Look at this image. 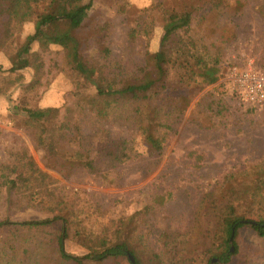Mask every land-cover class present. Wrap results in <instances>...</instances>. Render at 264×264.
I'll return each instance as SVG.
<instances>
[{
    "label": "trees",
    "instance_id": "16d2710c",
    "mask_svg": "<svg viewBox=\"0 0 264 264\" xmlns=\"http://www.w3.org/2000/svg\"><path fill=\"white\" fill-rule=\"evenodd\" d=\"M171 1V5L162 3L155 8L161 14L163 31L159 49L147 52L144 65L124 76L103 41H98L95 59L81 49L78 32L93 10V0H0V53L14 45V31L34 23V33L9 56L10 73L29 69L39 73L43 65H35L38 54L33 52V46L46 51L58 45L65 48L66 65L77 77L76 101L68 114L60 108H16L24 115V128L43 142L49 169L68 177L78 171L111 177L135 156V147L129 140L115 138L105 129H100L94 146L86 149L80 124L73 117L75 111L78 117L90 114L100 123L129 119L151 154H160L174 130V121L185 114L191 97L219 82V59L200 40L204 33L197 31L196 22H207L224 12H241L243 3ZM126 8L127 4L122 11ZM183 28L187 29L180 33ZM28 89L34 90V86ZM6 169L14 176L11 189L26 197L30 207L52 218L0 223V229L8 228L11 240L17 242L6 243L2 249L4 264H40V259L46 264H231L238 252L236 240L242 228L264 239V163L250 171L225 176L202 197L195 219L200 225L191 236L194 242H179L182 234H176L158 248L145 241L139 224H135L142 213L118 222H99L86 211L87 202L76 194L69 198L58 180L41 170L28 149L17 152ZM166 200L159 196L156 205H164ZM153 208L146 207L145 212ZM71 238L84 249V256L67 252L66 242Z\"/></svg>",
    "mask_w": 264,
    "mask_h": 264
},
{
    "label": "rangeland",
    "instance_id": "374dc122",
    "mask_svg": "<svg viewBox=\"0 0 264 264\" xmlns=\"http://www.w3.org/2000/svg\"><path fill=\"white\" fill-rule=\"evenodd\" d=\"M240 1L244 5L241 12H224L207 22H196L197 31L205 36L201 35L200 40L219 59L221 77L217 84L191 97L185 114L174 121V130L160 154H151L129 119L100 123L90 114L78 117V111L73 113L86 149L94 146L100 129L134 145V158L111 177L87 171L68 177L46 166L43 142H38L36 134L24 128V115L16 108H60L66 113L76 101L77 77L66 65L65 48L58 45L46 51L33 46V52L38 54L35 65H43L39 73L33 69L10 73L9 56L34 33V23L14 31V45L0 53V223L52 218L30 207L26 197L11 189L14 176L6 167L17 152L28 149L41 170L58 180L69 198L76 194L87 202L86 211L99 222H118L142 213L135 224H139L138 230L145 241L155 248L172 241L176 234H182L179 242L187 245L194 242L191 236L200 225L195 219L202 197L225 176L250 171L251 167L264 163V105L244 103L227 83L229 72L244 70L249 65L264 72V0ZM162 3L168 6L172 1L93 0V10L85 20V27L78 32L82 51L95 59L98 41H103L111 49L116 66L124 70V76L134 73L144 65L147 52L155 53L159 49L163 31L161 14L155 8ZM125 4L129 12L122 11ZM186 29L179 31L184 33ZM31 84L34 90L28 89ZM159 196L166 197L164 205H156ZM146 207L154 208L145 212ZM236 241L238 252L231 264H264V239L242 228ZM6 243L17 245L11 240L8 228L3 227L0 264L5 261L2 249ZM66 250L78 257L86 254L73 238L66 242ZM39 263L46 264L44 259Z\"/></svg>",
    "mask_w": 264,
    "mask_h": 264
},
{
    "label": "built area",
    "instance_id": "2783aa9c",
    "mask_svg": "<svg viewBox=\"0 0 264 264\" xmlns=\"http://www.w3.org/2000/svg\"><path fill=\"white\" fill-rule=\"evenodd\" d=\"M227 83L241 101L253 106L264 105V72L249 65L244 70H233L227 76Z\"/></svg>",
    "mask_w": 264,
    "mask_h": 264
},
{
    "label": "water",
    "instance_id": "95a60500",
    "mask_svg": "<svg viewBox=\"0 0 264 264\" xmlns=\"http://www.w3.org/2000/svg\"><path fill=\"white\" fill-rule=\"evenodd\" d=\"M232 250H233V248H232Z\"/></svg>",
    "mask_w": 264,
    "mask_h": 264
}]
</instances>
